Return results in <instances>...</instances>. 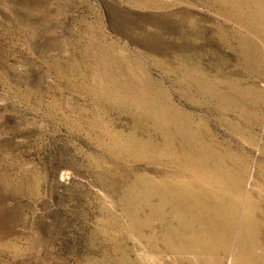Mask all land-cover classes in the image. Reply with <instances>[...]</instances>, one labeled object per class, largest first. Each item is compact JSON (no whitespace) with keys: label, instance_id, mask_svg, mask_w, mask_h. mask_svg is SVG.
I'll use <instances>...</instances> for the list:
<instances>
[{"label":"rangeland","instance_id":"obj_1","mask_svg":"<svg viewBox=\"0 0 264 264\" xmlns=\"http://www.w3.org/2000/svg\"><path fill=\"white\" fill-rule=\"evenodd\" d=\"M0 264H264V0H0Z\"/></svg>","mask_w":264,"mask_h":264}]
</instances>
